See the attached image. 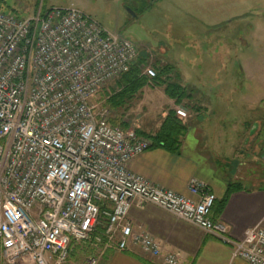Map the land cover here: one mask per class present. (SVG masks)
<instances>
[{"label":"built area","instance_id":"built-area-1","mask_svg":"<svg viewBox=\"0 0 264 264\" xmlns=\"http://www.w3.org/2000/svg\"><path fill=\"white\" fill-rule=\"evenodd\" d=\"M139 56L134 42L78 8L29 18L0 10V264H65L73 245L89 240L179 264L152 234L134 230L137 202L214 234L248 264H264V228L232 239L211 217L217 197L204 181L191 179V198L130 170L152 140L113 125L95 97ZM143 73L156 77L151 66ZM176 113L188 116L183 107Z\"/></svg>","mask_w":264,"mask_h":264},{"label":"crops","instance_id":"crops-1","mask_svg":"<svg viewBox=\"0 0 264 264\" xmlns=\"http://www.w3.org/2000/svg\"><path fill=\"white\" fill-rule=\"evenodd\" d=\"M253 1L250 7L255 11L250 14L241 6L230 15L225 9L215 14L226 16L216 23L206 21L207 27H214L206 30V122L216 120L214 107L225 106L224 111L231 112L234 106L231 117L225 113L217 121L251 122L254 126L233 133L209 130L207 124L202 130L190 127L178 152L151 147L130 162L132 172L191 198H196L189 191L191 179L204 181L217 197L211 217L224 222L234 240H242L249 229L264 228V46L258 49L264 43V34H259L264 27V0ZM251 15L257 18L248 21L246 17ZM228 26L234 29L233 35L222 31ZM244 26L249 32L244 33ZM249 112L255 113L251 119L245 118ZM163 121L153 131L138 129L139 134H156ZM129 222L135 231L149 232L158 239L165 253H177L179 264H248L234 257L232 246L214 234L155 204L135 203ZM99 264L164 262L163 257L149 256L139 247L119 250L110 246Z\"/></svg>","mask_w":264,"mask_h":264},{"label":"rangeland","instance_id":"rangeland-1","mask_svg":"<svg viewBox=\"0 0 264 264\" xmlns=\"http://www.w3.org/2000/svg\"><path fill=\"white\" fill-rule=\"evenodd\" d=\"M253 2V0H0V10L15 14L19 18H29L40 10L44 13L52 8H78L91 15L108 30L118 32L134 42L147 59L145 68L151 66L157 71L166 65L171 66L172 73L169 72V77L164 74L165 81L162 85L150 80L149 85L122 108L110 111L111 119H119L118 126L123 128L124 123L128 125V129L143 128L153 131L171 110L176 111L177 108L183 107L188 116L181 119L188 128L201 127L198 130H202L207 124L209 130L233 133L249 131L254 126L251 122L217 121V117L225 113L231 117L235 110L234 106L231 112L224 111L225 106L214 107L213 114L216 120L212 123L206 122V30L214 29L207 27L206 21L216 23L226 16L220 18L215 14H222L225 9L226 14L230 15L235 7L241 6L243 12L250 14L255 11L250 7ZM246 18L251 21L257 17L251 15ZM262 29L259 34H264V27ZM243 30L244 33L249 32V27L244 26ZM222 31L234 34V29L230 26L223 28ZM210 44L214 45L215 42ZM259 45L258 49L264 46V43L260 42ZM118 81L119 78L109 82L95 97L99 111L107 108L105 106L107 95L114 89L118 91ZM167 82L185 86L191 98H186L181 105L173 98L171 101L166 92ZM254 116L255 113L249 112L245 118L251 119ZM107 248L108 244L98 245L93 240L75 243L71 257L65 264H90L93 258H96V264H99ZM20 262H23V259Z\"/></svg>","mask_w":264,"mask_h":264},{"label":"trees","instance_id":"trees-1","mask_svg":"<svg viewBox=\"0 0 264 264\" xmlns=\"http://www.w3.org/2000/svg\"><path fill=\"white\" fill-rule=\"evenodd\" d=\"M146 60L145 55L140 54L138 60L131 66L129 72L119 78L117 84L118 91L114 89L112 93L107 95L105 106L110 111L122 108L129 100L133 99L141 90H143V88L149 85L150 80H152L153 83L162 85L165 81L163 79L164 74L166 73V76H168L169 72L172 73V67L166 65L162 69H158L156 71V77L150 79L143 73L146 66ZM168 77L166 78L167 80L169 79ZM166 92L171 98L175 99L178 105L184 104V100L186 98H191L186 87L180 83L167 82ZM110 122L113 125H120L118 118H110ZM122 126L123 129H128L127 124L123 123ZM187 130V125L181 118L178 117L176 111L171 110L164 119L158 132L146 137L152 140V147H164L170 151L178 152L181 148L182 139ZM136 131L139 133L138 130Z\"/></svg>","mask_w":264,"mask_h":264}]
</instances>
